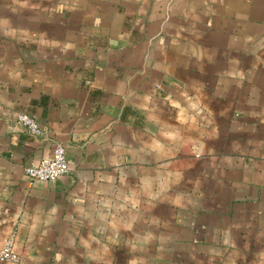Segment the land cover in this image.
<instances>
[{"label": "crops", "instance_id": "1", "mask_svg": "<svg viewBox=\"0 0 264 264\" xmlns=\"http://www.w3.org/2000/svg\"><path fill=\"white\" fill-rule=\"evenodd\" d=\"M11 235L0 264H264V0H0Z\"/></svg>", "mask_w": 264, "mask_h": 264}, {"label": "built area", "instance_id": "2", "mask_svg": "<svg viewBox=\"0 0 264 264\" xmlns=\"http://www.w3.org/2000/svg\"><path fill=\"white\" fill-rule=\"evenodd\" d=\"M18 121L35 134H47V128L41 126L39 122L27 112H20L18 114ZM25 171L30 177L43 180H53L58 176L69 172L65 145L61 142H57L52 155L43 158L36 166H27ZM14 246L15 238L11 235L7 237L0 249V261H19L20 256L15 251Z\"/></svg>", "mask_w": 264, "mask_h": 264}, {"label": "rangeland", "instance_id": "3", "mask_svg": "<svg viewBox=\"0 0 264 264\" xmlns=\"http://www.w3.org/2000/svg\"><path fill=\"white\" fill-rule=\"evenodd\" d=\"M105 264V263H104ZM107 264H111V263H107ZM120 264H127L126 262H121Z\"/></svg>", "mask_w": 264, "mask_h": 264}]
</instances>
